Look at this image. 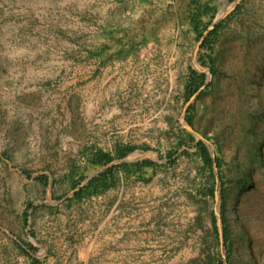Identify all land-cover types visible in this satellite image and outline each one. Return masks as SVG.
Segmentation results:
<instances>
[{
    "label": "rangeland",
    "instance_id": "1",
    "mask_svg": "<svg viewBox=\"0 0 264 264\" xmlns=\"http://www.w3.org/2000/svg\"><path fill=\"white\" fill-rule=\"evenodd\" d=\"M188 3L0 0V264H264V0Z\"/></svg>",
    "mask_w": 264,
    "mask_h": 264
},
{
    "label": "trees",
    "instance_id": "2",
    "mask_svg": "<svg viewBox=\"0 0 264 264\" xmlns=\"http://www.w3.org/2000/svg\"><path fill=\"white\" fill-rule=\"evenodd\" d=\"M211 0H189L188 3V8L190 9L189 12V19L191 22V25L193 27V30L198 34L199 37H203L202 31L199 30V26L202 24L200 19L201 17L207 16L209 18L213 17V13L215 11V7L211 6L210 3ZM229 2H232L234 0H228ZM218 27L219 24L215 25L206 36L203 37L202 43L200 44L201 47H207L209 44L217 38V32H218ZM204 81V75L203 74H198L194 71H190V77L189 81L187 84V93L188 97L191 96L197 89L198 87L203 83ZM188 120V124L192 125V122L190 119ZM197 148L199 151L200 158L205 166L208 168H212V159L204 146L203 143L198 142L197 143ZM135 150V147L133 146H128V145H118L117 147L114 148V153L113 152H103L101 150H98L94 152L91 155V159L89 160L88 164L89 166L92 167H100V166H106L109 163L113 161L115 158H125L128 154L133 152ZM217 166H219L218 159L214 161ZM152 163L150 161H143L138 164H134L133 167L136 171H140L145 167L151 166ZM122 168H126V164L121 165ZM113 168H108L101 174H99L97 177L89 180L88 184L85 186L86 189H94L97 190L99 188L103 189L108 186V180L112 179L113 176L110 174L112 173ZM223 195V191H222ZM222 219V224H223V235L224 239H227V227H226V221L224 216H221Z\"/></svg>",
    "mask_w": 264,
    "mask_h": 264
},
{
    "label": "crops",
    "instance_id": "3",
    "mask_svg": "<svg viewBox=\"0 0 264 264\" xmlns=\"http://www.w3.org/2000/svg\"><path fill=\"white\" fill-rule=\"evenodd\" d=\"M108 152H112V148L109 149ZM124 159V158H122ZM112 193H117L118 190L121 191L120 188H115V189H111ZM122 200H125L124 197H121V193H119V196L113 198L109 203V210L110 211H113L115 210V212H121V204H122ZM121 215V213H120ZM108 220L105 219V223L107 222ZM125 222H126V218L123 217L121 219L119 218H115L114 220H110L108 225H112V226H122V225H125ZM104 223V224H105ZM139 237V235H135L133 236L132 234H128V233H124L122 232V230L120 229L119 232H115V235L113 236H110V240H112V238H115L116 242L119 243L120 247H122L123 251L124 252H128V250H132L134 249L136 246H137V243L138 241L136 240L137 238ZM79 255V254H78ZM57 264V263H56Z\"/></svg>",
    "mask_w": 264,
    "mask_h": 264
}]
</instances>
